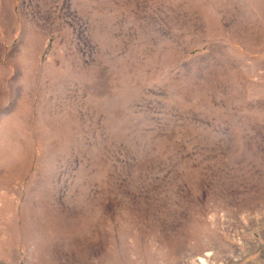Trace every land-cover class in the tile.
Wrapping results in <instances>:
<instances>
[{
	"label": "rangeland",
	"instance_id": "obj_1",
	"mask_svg": "<svg viewBox=\"0 0 264 264\" xmlns=\"http://www.w3.org/2000/svg\"><path fill=\"white\" fill-rule=\"evenodd\" d=\"M0 264H264V0H0Z\"/></svg>",
	"mask_w": 264,
	"mask_h": 264
},
{
	"label": "bare ground",
	"instance_id": "obj_2",
	"mask_svg": "<svg viewBox=\"0 0 264 264\" xmlns=\"http://www.w3.org/2000/svg\"><path fill=\"white\" fill-rule=\"evenodd\" d=\"M202 262L205 263V260L202 259Z\"/></svg>",
	"mask_w": 264,
	"mask_h": 264
}]
</instances>
